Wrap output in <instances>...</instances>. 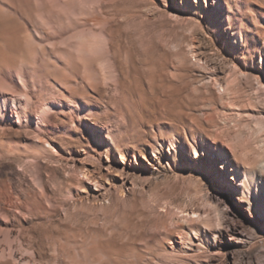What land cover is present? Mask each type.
I'll return each instance as SVG.
<instances>
[{"label": "rangeland", "instance_id": "1", "mask_svg": "<svg viewBox=\"0 0 264 264\" xmlns=\"http://www.w3.org/2000/svg\"><path fill=\"white\" fill-rule=\"evenodd\" d=\"M186 1L184 12L181 0H100L96 15L107 24L123 77L117 92L112 85L88 91L84 101L72 75L63 79L75 89L69 97L46 50L35 65L19 57V37L30 28L0 5V49L9 54L17 46L11 70L0 63L4 82L20 94L29 88L33 101L59 92L92 112L83 131L67 134L69 118H78L66 111L57 120L61 137L42 141L29 129L15 135L18 121L9 113L13 138L0 143L3 172L25 175L31 189L28 196L19 189L17 207L0 200V249L11 246L16 255L0 256V264H264L261 196L241 204L217 172L224 150L264 185V0H239L229 23L213 0L201 14ZM8 29L18 32L11 38L17 45L3 40ZM37 34L35 42L48 45ZM18 72L25 87L17 89ZM43 140L53 155L38 146ZM189 145L201 155L198 165L186 162ZM190 211L196 214L187 217Z\"/></svg>", "mask_w": 264, "mask_h": 264}, {"label": "bare ground", "instance_id": "2", "mask_svg": "<svg viewBox=\"0 0 264 264\" xmlns=\"http://www.w3.org/2000/svg\"><path fill=\"white\" fill-rule=\"evenodd\" d=\"M190 1L191 4L192 2L194 3V6L196 7V11H198L200 14L204 11L205 8H207L209 2V0H189V2ZM213 1L215 2L214 5L215 8H217L216 12L220 15V17H225L227 23H229L230 15L234 12V10L239 9V4H240L239 0H213ZM99 2L100 0H0V5L6 8L5 10L11 12L13 11L14 14L18 13L23 18V20L29 26L31 32V33L29 32L30 34L27 32L29 36L28 34L24 33L25 36L22 39L21 36L19 37L17 35L18 32L16 34L14 31L9 32L10 29L9 28L8 29L9 34L6 32L7 37L5 36V39L3 40H6L8 44V41L11 38L17 41V39L14 37L16 36L19 37V41L22 40L21 44L19 45L20 50L16 51L15 50L17 49L16 46L15 48H12L13 51L11 50V52L8 54L7 52L3 51L4 49L3 50L0 49V63L3 66H6L7 68L6 71H10L11 62L14 63L15 54L17 52L21 59L25 56L26 60L27 59L32 60L34 62V64L33 62L31 63L32 66V64L35 65L36 63L35 61L38 58V56H43L44 52L47 51L48 52L47 57L49 63H51L50 65L53 67V71L56 73V75L58 74V76H60L61 79L60 84L62 85V87L63 86L65 87V83L63 79L65 78L66 81V77L68 78L70 75L79 79L80 87H81L79 89H81L82 90L81 92H83L81 93V95L83 96L82 99L83 98L88 99V96H86V93L88 91L98 92L99 89H103V88L108 89L107 87L111 85L114 86L115 92H117L119 90L118 85H119L120 77L121 76L123 77V75H121V68L119 66L118 61L116 60V53L113 48L111 34L109 30H107L106 28L107 24L105 21L99 20V18L97 17L101 15H96V13H98L97 8ZM186 3H188L186 0H181V9L184 12L188 11V8H190L189 6H191V5L188 6V4ZM82 18L83 19L86 18V19L83 20ZM20 20L22 19L20 18ZM90 22H94L95 24L99 25L100 28L97 27L99 30H97L96 28L93 29V26H90ZM1 30H3L4 32L5 28L4 29L1 28ZM39 32L42 34V36L45 37L46 41L49 42L48 45L42 47L35 42L39 40L37 38L38 37L37 33ZM30 35H32L31 38ZM8 37L9 40L6 39ZM235 37H236L235 42H232L231 45L236 50L239 45L238 38L240 40V34L236 33ZM13 40L12 43H15V41ZM15 44L17 45V43ZM14 45L12 47H14ZM47 46H50V48L48 49ZM20 55H22L23 57H21ZM16 57L18 59V55ZM17 61H15L16 64ZM29 63L30 61L28 62V64ZM0 68H2V66ZM164 70H165V65L159 70L158 75H156L155 86H153L154 88L157 87L161 88V86H159L156 82H158V78L161 79L162 75L164 74L163 73ZM0 74L2 75L3 73ZM2 78L0 77V143L4 144L3 141L5 142L6 140L11 141L13 138V136H10L12 133V130H10V128L13 120L9 119L10 117L9 113H11L18 121V128L16 132L14 131L15 135H18L21 132L20 130L29 129L36 132V134L38 133L39 141H42V139H44L43 137L50 133L59 134L58 137L59 136L61 137L60 134L61 131L58 128L57 120L60 118L61 115H64V113L66 114V111L71 113L74 112L78 118L77 121H74L73 116L69 118L70 122L72 123L70 125L72 126L67 127V130L65 132L67 134H70L71 132L73 131L75 132L78 130L83 131V129H85L87 125V122L91 120L90 117L92 112L88 103L75 104L73 103L74 101L72 102L73 99H71V101L68 100L67 97L65 99V97H63L62 94L59 92L58 94L56 93L53 94L52 95L53 98L49 97L50 99H46V100L44 99L42 101H33L32 99L33 97L29 93V88H27L28 92L25 91L23 94L22 93L20 94V92L17 91L15 88L12 89L10 86H8L4 82L5 79L3 80ZM14 80L17 87L15 85L14 86L17 89L18 86L25 87L24 79L22 77V74H20L19 72L15 74ZM64 90H67L70 98H75L76 96L74 91L75 89L74 90L72 88L70 89V87L67 86L65 87ZM90 95L91 94L89 93V97ZM34 116H36V118H38L39 120V122L36 125H34L33 122ZM82 116H83V120L81 119ZM103 126L105 125L103 124L102 127ZM109 140L110 143L113 144L112 138H110ZM38 146L42 150H44V152L52 154V152H50V150H48L47 148L51 146L48 141L43 140V142ZM189 146L191 147L190 149L192 150L193 154L191 156V161L186 160V162H191L192 164L198 165L200 161L199 158L201 155L197 153L194 146L192 145ZM213 154H216L214 150H213ZM219 154L220 157L222 158L223 163L221 165V170H218L217 172L219 174L220 180L223 181V185L231 188V190L234 192L239 191L240 193L239 202L241 204H246L250 206L252 201L250 200V196H252V194L255 195L254 197L255 200H257V198L261 196L260 205H261V209L264 210V185H262L261 183L262 181H260L261 178L258 172L256 170L245 167V165H242L237 160L234 161L232 158H230V154H228L224 150L221 151ZM261 157H264V152L261 153ZM120 159H123V157L121 156ZM262 165H263L262 168L264 170V161ZM4 168H5V163L0 161V185H1L0 200L1 201L4 200L3 202H5L7 205L9 204L10 206L17 207V205H15L16 203L14 202L15 201L14 198L19 197V192H18L19 189L23 188L22 193L24 192V196H26L27 195L26 193L28 191H29L28 193L30 194L29 189H31L30 188L31 186L30 184H28L29 182L27 183V185L25 184L27 182L25 175L20 176L18 179L16 178L14 180L13 177H9L3 172ZM228 180H232L233 182H235V185H233V183L229 182ZM14 181L18 183L17 186L14 185L15 184ZM44 187L43 186L39 187L40 197H43L45 195L44 189L46 187L45 188ZM17 200H21V199H17ZM247 209H249V207H247ZM194 214H196L195 211H190L187 213L186 216L188 217ZM31 253L29 252L30 256ZM0 256L2 258H9L16 260L15 252L11 246L7 247L4 250H1ZM32 258H34V256ZM29 260L28 259L26 260V258H22L18 260V263L23 262L24 264H33V261L31 262Z\"/></svg>", "mask_w": 264, "mask_h": 264}]
</instances>
